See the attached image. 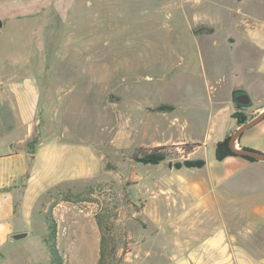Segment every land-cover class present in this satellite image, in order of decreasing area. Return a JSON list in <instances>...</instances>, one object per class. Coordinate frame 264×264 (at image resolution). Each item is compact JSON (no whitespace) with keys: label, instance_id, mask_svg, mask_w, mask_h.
Masks as SVG:
<instances>
[{"label":"rangeland","instance_id":"1","mask_svg":"<svg viewBox=\"0 0 264 264\" xmlns=\"http://www.w3.org/2000/svg\"><path fill=\"white\" fill-rule=\"evenodd\" d=\"M0 24L1 147L28 132L18 102L1 89L26 83V107L33 92L41 93L39 135H55L62 148L58 177H85L41 196L30 226L19 227L28 236L8 242L0 264H49L47 216L56 223L63 264H96L98 219L115 233L123 264H153L136 248L141 224L149 222L142 212L170 208V221L179 222L201 205L210 195L206 172L224 160H215L216 143L264 108L262 52L247 38L255 32L264 44V0H0ZM235 88L247 91L251 108L232 105ZM259 124L240 135L236 148L257 151ZM190 143L200 147L185 154L182 145ZM155 146L169 147L159 164L131 159L138 148ZM234 158L222 167L234 187L224 188L220 205L234 206L240 240L245 207L264 204V163ZM186 161L204 165L186 168ZM194 178L201 193L182 191ZM194 213L216 221L200 207Z\"/></svg>","mask_w":264,"mask_h":264},{"label":"crops","instance_id":"2","mask_svg":"<svg viewBox=\"0 0 264 264\" xmlns=\"http://www.w3.org/2000/svg\"><path fill=\"white\" fill-rule=\"evenodd\" d=\"M255 34L250 31L247 33V38L258 40L257 44H253L262 52L258 72L264 76V44L259 42ZM25 85L26 83L10 81L1 89L2 93L5 89L6 97L10 96L18 102L19 115L27 124L28 132L17 143L11 142L8 148H2L0 145V251L8 242H15L10 239L12 235L26 233L27 228L19 229V227L30 226L38 201L50 188L67 179H85V177H58L55 164L62 148L58 147L55 135H47V133H44L43 137L39 135L37 109L41 93L32 91L31 104L26 107L25 103L28 100L22 93L31 90L29 85H26L25 89L22 88ZM259 123L260 127L257 131L259 141L254 148L264 153V120ZM35 137L37 143L32 151H28L27 143ZM234 161H237V158L228 157L219 162V167L213 164V167L208 169L203 190L209 189L210 195L200 202L201 205L189 208L184 216L182 214L179 222L170 221L171 215L176 213L170 208L163 207L161 211L159 208L144 210L142 214L149 222L141 224L140 230L145 236L141 232L136 243L139 256H143L145 261L153 264H264V238L261 239L260 233L256 231L261 228L264 220V204L245 207L243 212L248 217L241 225L243 234L240 240L236 238L234 232L236 226H239L232 220L234 206L230 204L231 210H229L220 205L221 202L224 203L221 199L224 188L234 187V177H226L222 167ZM218 171L221 174L216 173ZM181 189L188 194L192 192L196 195L202 190L201 183L195 178L186 179ZM230 194L226 191L227 199ZM226 203L229 202L226 200ZM198 207L207 211L208 216L216 215V221H212L209 217L199 220V216L194 213ZM192 214L194 216L191 217ZM0 259L3 260L4 257L0 255Z\"/></svg>","mask_w":264,"mask_h":264},{"label":"trees","instance_id":"3","mask_svg":"<svg viewBox=\"0 0 264 264\" xmlns=\"http://www.w3.org/2000/svg\"><path fill=\"white\" fill-rule=\"evenodd\" d=\"M244 124L243 122L240 125ZM230 136H226L222 141L217 142L215 145L214 156L216 161H222L227 157H239L234 155L229 147L228 141ZM37 143V137H35L32 141L27 143L28 151H32L34 145ZM184 148L185 154L192 153L196 148L200 147L199 143H190L182 145ZM169 147L167 146H157L152 148H138L135 153L132 155V160L141 164H149V165H157L162 162L168 151ZM244 160L249 162H255L253 159H249L246 157H241ZM203 161L197 162H184L182 166L186 168H201L203 167ZM180 168V166H178ZM47 225V236L44 238L43 243L47 248L50 254V262L49 264H63V258L60 255L57 245H56V234L57 227L56 223L51 216H47L46 218ZM98 228L100 231L99 238V250H98V258L96 264H123L124 254H119L118 249L119 245L115 239V233L113 231H107L104 227L101 220L98 219ZM111 234V236L109 235Z\"/></svg>","mask_w":264,"mask_h":264},{"label":"water","instance_id":"4","mask_svg":"<svg viewBox=\"0 0 264 264\" xmlns=\"http://www.w3.org/2000/svg\"><path fill=\"white\" fill-rule=\"evenodd\" d=\"M1 25V24H0ZM231 103L232 105L240 111L246 110L248 108H251L253 105V101L250 97V95L247 93V91L244 88H235L232 90L230 95ZM262 119H264V108L262 109L261 113L256 116L255 118L249 120L248 122L240 125L230 136V139L228 141V147L230 151L239 157H246L249 159H253L257 162H263L264 163V153L254 151L251 149H245V148H236L237 141L240 137V135L250 129L251 127L258 124ZM28 236L27 233H18L14 234L10 237L13 241H20L22 239H25Z\"/></svg>","mask_w":264,"mask_h":264}]
</instances>
